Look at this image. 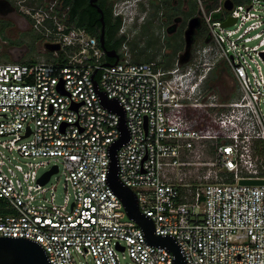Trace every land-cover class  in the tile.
I'll use <instances>...</instances> for the list:
<instances>
[{
    "label": "built area",
    "instance_id": "2783aa9c",
    "mask_svg": "<svg viewBox=\"0 0 264 264\" xmlns=\"http://www.w3.org/2000/svg\"><path fill=\"white\" fill-rule=\"evenodd\" d=\"M196 1L210 39L170 67L122 48L114 62L86 29L31 15L40 47L60 48L0 59L1 237L39 243L49 264H175L109 184L120 117L102 91L125 111L118 177L154 234L173 237L187 264H264V184H239L264 179V0H232L230 10L217 0L210 11ZM220 61L236 84L228 98L210 85ZM57 162L62 197L48 186Z\"/></svg>",
    "mask_w": 264,
    "mask_h": 264
},
{
    "label": "flooded vegetation",
    "instance_id": "af4514ba",
    "mask_svg": "<svg viewBox=\"0 0 264 264\" xmlns=\"http://www.w3.org/2000/svg\"><path fill=\"white\" fill-rule=\"evenodd\" d=\"M132 6L133 19L128 12ZM47 13L78 27V22H87L93 34L102 36L106 48L116 54L122 48L133 58L170 57L173 61L181 52L180 45H184L189 19L199 17L198 13L189 14V0H0V50L6 48L3 53L11 57L20 53L22 43L9 38L32 29L31 15ZM200 26L201 19L193 41ZM175 33L181 41L177 47L171 42Z\"/></svg>",
    "mask_w": 264,
    "mask_h": 264
},
{
    "label": "water",
    "instance_id": "95a60500",
    "mask_svg": "<svg viewBox=\"0 0 264 264\" xmlns=\"http://www.w3.org/2000/svg\"><path fill=\"white\" fill-rule=\"evenodd\" d=\"M223 6L226 10H230L232 7V0H224ZM235 18L228 16L223 22L222 26H230L234 23ZM200 24L198 16H193L189 19V23L184 31V47L178 55V64L182 65L189 61L191 56V50L193 45V38L197 27ZM101 46L105 49L106 55L109 58H115L117 61V54L113 49L109 50L104 44L103 37H99ZM60 48L59 43L45 42L40 51H54ZM109 64V62L107 63ZM94 77V73L92 75ZM96 88L97 84L95 83ZM102 104L109 110L117 113L120 117L119 128L121 135L109 149V173L108 181L110 186L121 198L126 213L129 218L133 219L144 231L146 239L149 243L154 245H160L165 247L174 256L175 264H187L183 258V255L177 245L176 241L171 236H161L154 234V225L150 218L144 215L139 207L135 193L127 186H125L118 177L117 167V150L121 147L129 138L128 129L125 122V111L119 102L115 99H108L107 96L99 91ZM57 170L54 169L48 171L41 179V183H45L50 174ZM239 184L247 185H260L264 184V179H241ZM0 264H49L47 254L43 247L32 240L24 238H10L0 236Z\"/></svg>",
    "mask_w": 264,
    "mask_h": 264
},
{
    "label": "rangeland",
    "instance_id": "374dc122",
    "mask_svg": "<svg viewBox=\"0 0 264 264\" xmlns=\"http://www.w3.org/2000/svg\"><path fill=\"white\" fill-rule=\"evenodd\" d=\"M199 12H200L199 5L197 4V1L189 0V14L192 15L193 13H199ZM204 26L205 25L202 26L204 30L201 31L200 34H197V36L195 37V40H194L195 42L193 41L192 48L204 42L202 39L207 31V30L205 31ZM178 35L179 33H175L173 36H171L172 38L171 42L174 43L176 47L181 44V41L176 37ZM9 39L13 43H17V42L22 43L24 48L20 50V53H16L13 57L8 56V54L6 53H3L6 50V48H3V52L0 50L1 60H4L5 58H7V60L11 61L10 60V57H11L13 60H16V61H27L29 59L35 58L33 56L37 54L38 51H40L41 49L40 45L38 44V41L40 38H38V34L35 33L32 29L26 33H19L16 37L9 38ZM180 47L182 51L184 45L182 44L180 45ZM167 59L170 61L172 60L170 59V57ZM166 62L168 61L165 60V62L163 63L166 65ZM210 85L220 92V94L222 95V98H228L231 95V93L233 94L234 91L236 90V84L233 78L227 73V68H226L224 61H220L218 66L213 70L212 81H210ZM3 138L5 137H0V140ZM54 162L55 160H51L49 166L54 164ZM57 163H59L60 165V171L59 173H56L55 175L52 176L50 182L48 183V186H51L53 184L56 185L57 196L62 197L65 192L64 177L61 172L62 165L60 162H57ZM44 170L45 169H40L39 173H42Z\"/></svg>",
    "mask_w": 264,
    "mask_h": 264
},
{
    "label": "trees",
    "instance_id": "16d2710c",
    "mask_svg": "<svg viewBox=\"0 0 264 264\" xmlns=\"http://www.w3.org/2000/svg\"><path fill=\"white\" fill-rule=\"evenodd\" d=\"M234 2H240V1H243V0H233ZM202 2H203V4H204V8H205V10L206 11H210V10H212L213 9V7L214 6H216V4H217V0H202ZM225 13V12H224ZM224 13H212V16H213V18L214 19H217V18H221L222 17V14H224ZM199 14V17H200V19H201V26H200V28H199V30L197 31V34H200L201 33V31H203L204 30V28L202 27L203 25H205L204 23H203V21H202V18H201V15H200V13H198ZM78 25L79 26H81V27H83L84 29H86L89 33H91V34H93L94 32L90 29V27L87 25V22H84V21H80V22H78ZM205 27V31H206V33H205V35L203 36V41L204 42H206V41H209V39H210V36H209V34H208V29H207V27H206V25L204 26ZM197 34L195 35V37L197 36ZM195 40V39H194ZM195 42V41H194ZM108 60H111V59H109L108 58ZM133 60L134 61H149L150 59H146V60H143V59H140L139 57H136V58H133ZM165 60V59H164ZM166 61H168V62H166V67H170L171 65H172V63H173V60H167L166 59ZM212 74H213V71L211 72V74H210V78H209V80L210 79H212Z\"/></svg>",
    "mask_w": 264,
    "mask_h": 264
},
{
    "label": "clouds",
    "instance_id": "9594fccd",
    "mask_svg": "<svg viewBox=\"0 0 264 264\" xmlns=\"http://www.w3.org/2000/svg\"><path fill=\"white\" fill-rule=\"evenodd\" d=\"M128 12H129V16H131V19H133L135 16L134 6L130 7Z\"/></svg>",
    "mask_w": 264,
    "mask_h": 264
}]
</instances>
